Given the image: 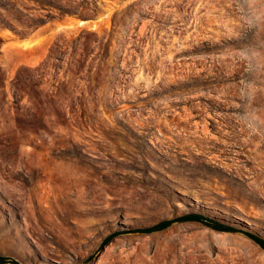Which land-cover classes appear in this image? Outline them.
I'll list each match as a JSON object with an SVG mask.
<instances>
[{"label":"rangeland","instance_id":"obj_1","mask_svg":"<svg viewBox=\"0 0 264 264\" xmlns=\"http://www.w3.org/2000/svg\"><path fill=\"white\" fill-rule=\"evenodd\" d=\"M220 1L210 13L208 0H0L1 256L264 264L245 235L264 239V140L250 152L233 139L239 121L264 130V0ZM60 40L62 92L48 77L13 97L16 71ZM209 97L218 106L199 114ZM187 214L234 230L132 232Z\"/></svg>","mask_w":264,"mask_h":264},{"label":"trees","instance_id":"obj_2","mask_svg":"<svg viewBox=\"0 0 264 264\" xmlns=\"http://www.w3.org/2000/svg\"><path fill=\"white\" fill-rule=\"evenodd\" d=\"M56 49H59V52L63 51V40L55 41L52 43V45L49 48V51L44 58L42 62H40L35 67H20L14 76L13 81L10 83L9 90L12 93L13 97L17 98L22 96L30 97L31 93H34L35 90H40L42 87L46 86L48 83V80H46L48 77H52V80L57 84L58 87H53L54 89H57L58 92H62L63 90V71H61L62 67H59L57 63H54V60H59L55 57V53L57 52ZM51 70H55L56 72L52 75L50 72ZM62 72V79L60 81L55 80L56 77ZM54 77V78H53ZM0 80L2 81L1 89L7 94V77L6 73L0 68ZM61 85V86H59ZM183 222H198L203 223L206 226L217 230V231H230L232 232L234 229H231L229 227L223 226L211 219H208L202 215L199 214H187L183 216H178L172 219L162 220L156 224H153L148 227L135 229L132 232H137L141 234H151L156 232H161L167 228H169L171 225L176 223H183ZM121 233H113L111 235H108L105 240L103 241L102 246L107 245L115 236L119 235ZM245 235L251 239L255 244H257L262 250H264V239L261 237L252 234V233H245ZM16 264L14 261L1 256L0 255V264Z\"/></svg>","mask_w":264,"mask_h":264},{"label":"bare ground","instance_id":"obj_3","mask_svg":"<svg viewBox=\"0 0 264 264\" xmlns=\"http://www.w3.org/2000/svg\"><path fill=\"white\" fill-rule=\"evenodd\" d=\"M215 1L216 0H208V4H209V12L210 13H213V9H214V5H216V4H214L215 3ZM218 1V4L217 5H219V3L221 2L220 0H217ZM225 15H224V13L222 12V14L221 13H219V17H218V20H219V26H218V30H222L223 29V27H225L226 25L224 24L225 22L223 21L222 22V18L224 17ZM218 22V21H217ZM216 22V23H217ZM81 24L83 23V22H80ZM214 23H215V16H213V15H211V16H209V18H208V24H209V26H210V28H211V31H210V33H212L213 31H214V28L215 27H217V26H215L214 25ZM227 27V26H226ZM211 67H213L212 65H211ZM218 91V90H217ZM217 91L215 90V91H213V89L211 90V92H216L217 93ZM207 100V103H208V105L206 104H202L201 102H199V103H196L195 105L193 104L192 106H193V108L194 109H196L198 112H199V114H201L200 112H201V110L202 109H211V108H215L216 106H218V105H216V101H217V99L216 98H214V97H209L208 99H206ZM182 101H185V100H182ZM189 101V100H188ZM186 102H187V100H186ZM196 106H200V109H198V107H196ZM211 115V114H210ZM217 116V115H216ZM200 118V117H199ZM210 118V117H209ZM213 119H214V117H213ZM232 119V118H231ZM214 123H215V121H213ZM218 123V122H217ZM216 123V124H217ZM250 124L248 125V126H245V123H243V121H239V126H240V130H238V133L237 134H234L233 135V139H235V138H237V139H239V137H241V136H245V138L243 139V141H241V145L242 146H244V148H246V147H249L250 149L248 150V151H253L255 148H256V142L255 141H260V142H262L263 140H264V130H263V128H262V126L261 125H259L258 123H256V122H254V121H251V122H249ZM210 125H211V128L212 129H217L215 126V124H213L212 122L210 123ZM217 131V130H216ZM252 146H254V148H253V150L251 149V147ZM264 155V151H259L258 150V153L256 154L255 153V159L254 160H256L257 161V159H262V162L264 161V158H262V156ZM259 162H261V161H259ZM259 175V174H258Z\"/></svg>","mask_w":264,"mask_h":264}]
</instances>
